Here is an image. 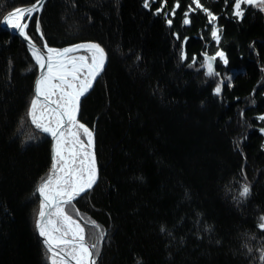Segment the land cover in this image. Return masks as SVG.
<instances>
[{
    "label": "trees",
    "instance_id": "trees-1",
    "mask_svg": "<svg viewBox=\"0 0 264 264\" xmlns=\"http://www.w3.org/2000/svg\"><path fill=\"white\" fill-rule=\"evenodd\" d=\"M34 1L0 0V19ZM180 2L171 27L154 14L160 0L150 9L143 0H45L34 14L39 46L37 15L49 46L93 41L108 53L78 115L95 130L98 179L74 205L106 232L97 264H264V12L252 7L240 20L224 0H201L218 17L217 45L203 11L182 25L191 0ZM216 50L229 64L218 59L221 75L208 77L203 53ZM36 70L21 38L0 27V264H48L35 218L50 139L22 130Z\"/></svg>",
    "mask_w": 264,
    "mask_h": 264
},
{
    "label": "snow or ice",
    "instance_id": "snow-or-ice-1",
    "mask_svg": "<svg viewBox=\"0 0 264 264\" xmlns=\"http://www.w3.org/2000/svg\"><path fill=\"white\" fill-rule=\"evenodd\" d=\"M155 2L156 0H143L142 6L150 9ZM160 2L161 7L154 14L164 13L168 17L166 22L171 27L172 17L177 15L181 2L175 0L170 9L168 0ZM224 3L231 8V14L240 20L245 18V13L252 7L264 12V0H224ZM43 4L44 0H37L31 7H17L0 19V24L6 25L24 39L39 68L35 95L30 101L27 115L36 130L50 135L54 140L50 172L42 178L37 188L41 198L37 228L39 235L44 238L43 243L51 264H97L106 232L95 220L83 217L74 205V201L86 195L97 182L95 130L81 123L77 117L81 99L105 71L108 53L97 42H81L63 48L49 46L41 28V18L37 15L36 33L42 41V47H38L29 35V28L34 14L42 10ZM198 11L206 13L212 26L211 38L219 45L222 29L216 26L218 17L201 0H191L183 14L182 25H189L192 22L190 15ZM175 35L177 39H181L179 34ZM187 39L185 37L182 43H186ZM136 59L140 60L141 57L137 56ZM186 59L188 57L182 51L181 60ZM218 59L224 66H228L229 60L223 50H216L214 55H209L207 51L203 53L201 67L206 69V76L221 75L214 67ZM192 61L193 64L196 63L195 56ZM227 79L230 81L231 77ZM224 83L223 79L216 83L213 95H221ZM228 86L231 87V84ZM252 102L255 103L254 100ZM257 119L264 121V115ZM259 131L264 135V127ZM29 138L35 139L34 136ZM249 194L250 186L245 184L239 196L247 197ZM258 226L264 230V220ZM161 231H165L163 226ZM261 259L264 260V255Z\"/></svg>",
    "mask_w": 264,
    "mask_h": 264
},
{
    "label": "water",
    "instance_id": "water-1",
    "mask_svg": "<svg viewBox=\"0 0 264 264\" xmlns=\"http://www.w3.org/2000/svg\"><path fill=\"white\" fill-rule=\"evenodd\" d=\"M44 2H45V0H44ZM36 3H37V0L34 1V2H32V3H30V4L20 5V6H17V7H21V8H23V7H31L33 4H36ZM37 6L39 7V5H37ZM17 7H15V8H17ZM15 8H13V9L7 11L6 13L3 14V16H4V15H7L9 12L13 11ZM3 16L1 17V19L3 18ZM0 27L3 28V29H7V30H9L8 27H7L6 25H4V24H0ZM9 31H11L12 33L16 34L15 31H12V30H9ZM16 35H17V34H16ZM19 37H20V36H19ZM20 38H21V37H20ZM21 40L25 43V45L27 46V48H28V50H29V47H28L27 43L24 41V39L21 38ZM85 42H93V41H85ZM78 43H81V42H78ZM75 44H76V43H75ZM72 45H74V44H72ZM37 46H38V47H41V46H39L38 44H37ZM68 46H71V45H68ZM68 46H65V47H68ZM29 52H30V50H29ZM39 74H40V71H39V68H38V66H37L36 74H35V77H34L33 82H32V99L34 98V95H35V92H34V89H35V83H36L37 79L39 78ZM78 115H79V114H78ZM77 118H78V117H77ZM78 120H79V119H78ZM81 123H82V122H81ZM45 135L50 139L51 165H52V163H53V155H54V140L52 139V137H51L50 135H48V134H45ZM96 159H97V157H96ZM97 165H98V163H97ZM50 169H51V166H50ZM98 174H99V170H98ZM97 179H98V178H97ZM38 186H39V185H38ZM38 195H39V194H38ZM39 198H40V196H39ZM40 200H41V198H40ZM39 205H40V204H39ZM38 210H39V208H38ZM37 217H38V211H37L36 218H35V231H36V234H37L38 238H39L40 241L42 242L43 246L46 248V245L43 243L44 238L41 237V236L39 235V232H38V228H37ZM46 250H47V248H46Z\"/></svg>",
    "mask_w": 264,
    "mask_h": 264
},
{
    "label": "rangeland",
    "instance_id": "rangeland-1",
    "mask_svg": "<svg viewBox=\"0 0 264 264\" xmlns=\"http://www.w3.org/2000/svg\"><path fill=\"white\" fill-rule=\"evenodd\" d=\"M42 47V46H41ZM34 60V59H33ZM34 64H35V62H34ZM35 67H36V69H37V65L35 64ZM32 100V96H31V99H30V101ZM29 104H30V102H29ZM28 109H29V106H28ZM28 109H27V113H26V119L23 121V124L22 125H27L26 127L25 126H23V131H24V134H26V133H29L28 131L29 130H33V131H35V133H37V135L39 134V135H44V136H46L44 133H42V132H39V130H36L35 129V127L33 126V125H31L30 124V118L28 117ZM27 129V130H26ZM30 134V133H29ZM33 135L31 134L29 137H32ZM29 137H25V139H24V141L25 142H27L30 138ZM47 137V136H46ZM49 172H50V169H49ZM46 249V248H45ZM47 251V250H46ZM47 260H48V264H51V261H50V259H49V254L47 253Z\"/></svg>",
    "mask_w": 264,
    "mask_h": 264
},
{
    "label": "bare ground",
    "instance_id": "bare-ground-1",
    "mask_svg": "<svg viewBox=\"0 0 264 264\" xmlns=\"http://www.w3.org/2000/svg\"><path fill=\"white\" fill-rule=\"evenodd\" d=\"M41 201V200H40Z\"/></svg>",
    "mask_w": 264,
    "mask_h": 264
}]
</instances>
